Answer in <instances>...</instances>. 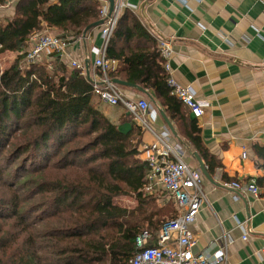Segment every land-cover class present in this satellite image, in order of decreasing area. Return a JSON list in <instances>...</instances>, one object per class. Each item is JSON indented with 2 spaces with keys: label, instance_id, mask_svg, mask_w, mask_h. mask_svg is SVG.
Segmentation results:
<instances>
[{
  "label": "trees",
  "instance_id": "obj_1",
  "mask_svg": "<svg viewBox=\"0 0 264 264\" xmlns=\"http://www.w3.org/2000/svg\"><path fill=\"white\" fill-rule=\"evenodd\" d=\"M99 7L96 0H19L15 15L0 21V53H18L0 73V264H131L137 236L155 234L178 214L145 193L147 162L131 132L98 108L81 70L51 71L44 57L24 62L44 24L80 35L101 19ZM126 20L119 18L107 46V56L123 63L112 77L154 89L177 111L158 51H117V40L133 32L150 38L135 18L124 29ZM126 194L147 215L114 203ZM151 205L156 210L146 213Z\"/></svg>",
  "mask_w": 264,
  "mask_h": 264
},
{
  "label": "crops",
  "instance_id": "obj_2",
  "mask_svg": "<svg viewBox=\"0 0 264 264\" xmlns=\"http://www.w3.org/2000/svg\"><path fill=\"white\" fill-rule=\"evenodd\" d=\"M96 1L99 11H110V0ZM3 3L0 21L16 13L17 3L7 7ZM119 4H123L120 18L127 19L124 29L132 27L135 18L150 38L133 32L127 41L117 40V51L156 49L160 54V40L169 41L173 50L170 72L161 54L159 57L164 70L179 84L191 86L205 104L203 116L196 118L179 99L175 111L154 89L121 85L111 74L126 98L146 99L151 104L147 116L155 133L167 132V141L185 152L187 163L202 172L203 164L209 173L203 172L205 200L191 227L197 238L194 252L212 254L228 236L232 242L226 263L220 264H264V0H114V8ZM102 26H92L76 37L73 32L44 24L41 30L59 34L68 47L65 54H45L43 63L51 71L60 66L70 71L75 60L84 65L81 73L91 82L98 72L94 62L96 50L103 46ZM33 45L30 38L24 50ZM114 60L116 70L122 69L123 63ZM94 100L121 131L131 132L137 157L146 161L144 147L157 140L154 132L139 126L124 105H110L95 91ZM251 179L259 186V195L242 192L236 199L238 191L225 185ZM157 201L161 207L170 203Z\"/></svg>",
  "mask_w": 264,
  "mask_h": 264
},
{
  "label": "built area",
  "instance_id": "obj_3",
  "mask_svg": "<svg viewBox=\"0 0 264 264\" xmlns=\"http://www.w3.org/2000/svg\"><path fill=\"white\" fill-rule=\"evenodd\" d=\"M19 0H4L3 6H11ZM123 4L116 5L113 11L103 8L101 18L103 26L101 30L103 46L96 50L97 58L94 66L99 75L91 78L93 89L100 99L110 105L122 104L132 115L133 120L139 126L154 132L156 141L144 147L147 151L146 162L149 167L145 193L147 195L159 194L163 204L172 202L177 205L179 213L176 217L164 223L158 234L148 229L143 230L136 238L137 251L131 258V264H220L226 263L227 249L232 242L228 236L224 237L223 244L214 253H195L194 247L197 238L192 231V225L196 222L201 210L205 195L202 189L204 180L203 172L191 166L185 160V152L181 148L172 146L167 138L168 133H155L147 116L151 104L146 99L133 100L126 98L118 85L112 80L111 74L116 70V61L107 57V46L114 34L120 18V9ZM81 35H76L79 37ZM33 47L25 52L24 62L28 64L41 63L45 54L56 51L65 54L68 44L59 34L46 28L36 31L31 36ZM159 51L165 60V68L170 72V58L172 56L171 43L165 39L160 40ZM74 68L81 69L84 73V65L73 60ZM168 84L174 94L184 103L196 118L203 116L205 104L196 98L195 90L191 86L179 84L172 76H169ZM246 156V152L243 153ZM225 185L242 192L259 195V186L254 179L242 183L240 181L226 182ZM247 239V234L243 236Z\"/></svg>",
  "mask_w": 264,
  "mask_h": 264
},
{
  "label": "rangeland",
  "instance_id": "obj_4",
  "mask_svg": "<svg viewBox=\"0 0 264 264\" xmlns=\"http://www.w3.org/2000/svg\"><path fill=\"white\" fill-rule=\"evenodd\" d=\"M23 52L25 53L26 50H24ZM17 56H18V53L12 52V51H6L3 53H0V73L3 72L5 69H7L9 66H11L14 63ZM4 192H5V185L2 184V182H0V195ZM114 203L118 206L126 207L129 210H136L137 209L138 213L135 215H137L138 217H143L144 215H147V214H142L138 210V209H140V207H138L139 202L134 195L126 194V195L116 196L114 198ZM157 204L160 206L159 202H157ZM153 207L154 206L151 205L149 211H147L146 213H151L152 211H155L156 207H154V209H153ZM162 208H164V207H162ZM134 217H135L134 215L131 216L132 219H134ZM32 220L35 221L34 219H32Z\"/></svg>",
  "mask_w": 264,
  "mask_h": 264
},
{
  "label": "water",
  "instance_id": "obj_5",
  "mask_svg": "<svg viewBox=\"0 0 264 264\" xmlns=\"http://www.w3.org/2000/svg\"><path fill=\"white\" fill-rule=\"evenodd\" d=\"M110 2H111V7H110V13H111V12L113 11V9H114V0H110ZM103 22H104L103 19H101V20H99L98 22L94 23L93 25H89V26L86 28V31H88L92 26L100 25V24H102ZM114 81H115L116 83L121 84V85L135 86V87H137L139 90H143L142 87H139V86H137V85H132V84L129 83V82H126V81H123V80H120V79H117V78H115ZM165 118H166V121L170 124L169 119H168L167 117H165ZM202 169H203V172L205 173V175H206V176H209V173L207 172V170H206V168L204 167L203 164H202Z\"/></svg>",
  "mask_w": 264,
  "mask_h": 264
}]
</instances>
